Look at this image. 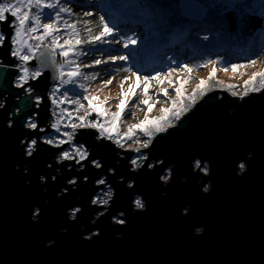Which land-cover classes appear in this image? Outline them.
<instances>
[{
    "label": "water",
    "instance_id": "95a60500",
    "mask_svg": "<svg viewBox=\"0 0 264 264\" xmlns=\"http://www.w3.org/2000/svg\"><path fill=\"white\" fill-rule=\"evenodd\" d=\"M218 1L233 9L244 0ZM177 7L193 22L209 11L199 0ZM0 31L13 30L0 22ZM13 48L0 46V264H264V88L241 98L204 93L140 149L147 159L136 169L133 150L93 128H77L74 137L85 161H59L67 144L49 145L41 138L47 130L25 127L27 117L50 127L56 57L55 64L39 55L27 63L42 75L24 93L13 84ZM35 97L42 98L37 107ZM31 139L37 144L29 156ZM100 179L112 190L107 206L92 203ZM73 208L80 209L75 217Z\"/></svg>",
    "mask_w": 264,
    "mask_h": 264
},
{
    "label": "trees",
    "instance_id": "16d2710c",
    "mask_svg": "<svg viewBox=\"0 0 264 264\" xmlns=\"http://www.w3.org/2000/svg\"><path fill=\"white\" fill-rule=\"evenodd\" d=\"M199 1L208 6L209 11L206 17L196 22L180 16L178 0H60V5L72 13L85 14L84 18L101 20L103 17L104 22L113 28L112 35L105 37L104 41L77 46V52L82 51L84 55H72L76 62L91 65L85 69L95 72L109 67V71L115 73L117 69L114 68L124 67L138 74L154 76L166 67H180L185 59L199 55L210 58L209 62L218 61L224 65L250 64L261 55L264 5L260 0H244L233 9L221 5L218 0ZM72 13L67 16L77 23L78 18ZM42 22L49 21L43 19ZM90 25H75V32L81 40L87 41L98 35L95 28V31L89 29ZM68 31L71 30L61 29V41L68 38ZM128 36H133L137 43L125 49L122 37ZM122 55L128 59L109 60L111 56ZM96 59L105 63L95 65ZM56 61L57 64L64 61L58 52Z\"/></svg>",
    "mask_w": 264,
    "mask_h": 264
},
{
    "label": "snow or ice",
    "instance_id": "6c2138e0",
    "mask_svg": "<svg viewBox=\"0 0 264 264\" xmlns=\"http://www.w3.org/2000/svg\"><path fill=\"white\" fill-rule=\"evenodd\" d=\"M45 9H51L52 12L45 13ZM64 12H70L69 8L62 7L60 5V0H0V22H7V26L11 28L12 34L11 36H6L3 31H0V46H4L6 41L14 46L11 51V56L17 57L21 62H23L22 66L19 67V71L22 73L18 76V86L23 87L25 82L31 78L36 79L42 75L40 70L31 71L29 67H27V63L39 55L42 64H55V57L58 54L64 58V61L59 65H56L59 80V85L53 89L51 93V102L54 105H60L64 103H71L77 106V111L85 108L84 104L77 100H70L68 98L67 92H64L59 97H57V93L59 92L60 87H63L66 84L75 83V79L81 76V65L76 64L75 62L68 59L70 54L72 55H84L85 53L77 52V46L82 44H96L97 42L104 41V38L112 35L113 28H110L107 23L104 22V18L101 17L102 30L99 35L92 36L89 40H81L79 38L78 33L75 32V25L69 24L66 21H62L61 14ZM11 19H10V18ZM43 19H48V23H43ZM61 26L66 30H71L66 32L68 38L63 40L61 43V36L59 35L61 31ZM42 29V32H41ZM50 38V40L48 39ZM123 46L127 49L130 45H135L137 40L133 36H128L123 38ZM67 46V47H65ZM127 56H111L109 57L110 61H124L127 60ZM101 63H105L100 59H96L94 61L95 65H100ZM211 63V62H209ZM251 64H255V60L250 61ZM65 65L68 66V70H65ZM85 67H91V65H87ZM184 70H187L191 73V68L185 64L182 66ZM244 65L232 64L231 69L233 72H236ZM130 71V69H128ZM170 70L168 76L171 75ZM215 68H213L212 73L209 74V79H211L212 75L215 74ZM227 71V68L224 69ZM133 75H136L133 73ZM257 77H259V87L256 86ZM95 79V77H91ZM84 79H89V77L85 76ZM125 80L128 77L124 78ZM167 79V76L162 77L161 73L157 72L154 76H144L142 79L140 76H136V80L143 84V94L145 96L148 95V85L151 81L155 80L158 83H163L164 80ZM170 88L175 92L176 98L172 99L169 97V89L161 88L160 91L156 94L157 101L160 99L161 94L163 97L169 98L171 101L170 107H161L160 112L162 115L149 118L146 114L144 119L141 120L137 124H132L128 126V129L123 134L119 131L118 121H120L122 115L126 111L127 103L136 96V92L134 88H129V92L127 95V99H121L119 104L117 105L118 111L111 113V119H106L103 123H99V116H108L109 114L105 112L99 104H93V100L98 99V97L84 95L83 100L87 101V108L85 109V114L83 116L77 117L80 121L79 124H70L69 127L72 129L71 132L64 131L62 136L64 138L59 139H47L44 141L49 145L55 144L57 147L63 144H71L73 140V134L77 128H94L99 129L101 137H107V139H113V133H115L118 144L123 146V141L132 139L137 135V132L142 133L147 139L140 141L136 140L135 143L137 147L135 148L136 152H139L141 148H148L151 143L152 137L154 133H160L166 131V125H171V119L179 120L182 113L188 111V106L184 104V93L182 91V83L178 80L174 81L172 79L167 80ZM112 81L108 80L105 84H111ZM177 83H180V86H175ZM222 83V82H221ZM249 85L251 87L249 88ZM245 91L243 95H247L248 91L257 92L264 88V71L261 72H253L251 77L248 80L244 81ZM206 87V81L200 80L199 84L196 85V88L192 91L188 99L195 103L197 92L200 95L204 94V90ZM235 85H228L229 89L234 88ZM80 88H84V85L81 84ZM121 88L123 89V82L121 83ZM29 93L31 89H28ZM233 95H237V93L233 92ZM42 98L37 97V103L41 101ZM167 102V101H166ZM140 106H147L149 112H151L154 107L153 104L149 103V99H143L139 101ZM92 113H97V120H89L88 116ZM67 115L68 118H71V113L67 108L63 109L60 115L57 117L56 121L51 124V128L55 129L57 133H60V125L64 119V116ZM28 127L31 129H37V124L35 122H30ZM40 131H44L40 129ZM37 141L35 139L31 140L27 145L29 156L32 155V151L34 150ZM131 148L132 146L129 145ZM88 157V152L82 147H77L75 145H71V151L65 150L61 153V160H76V163H80L85 161ZM147 158L144 156H138L131 160V164L133 166L139 167L138 161L146 160ZM92 163L97 167H101V165L92 161ZM148 167H153V165L149 164ZM195 167L200 169L201 171L207 173V166H201V162L197 160L195 162ZM244 164L240 165L241 170L244 169ZM170 175V173H169ZM43 179V178H42ZM162 179L167 180L168 176L162 177ZM70 183H75V181H70ZM106 182L104 179H100L97 181L98 185H104ZM106 197V198H105ZM112 197L111 189L104 192L103 195L98 196L92 200L93 204L99 205H108L109 200ZM135 206L137 208H143V202L140 198H137L135 201ZM80 209L76 208L72 210V215L75 217V214L79 212ZM118 223L123 224V220H119Z\"/></svg>",
    "mask_w": 264,
    "mask_h": 264
},
{
    "label": "rangeland",
    "instance_id": "374dc122",
    "mask_svg": "<svg viewBox=\"0 0 264 264\" xmlns=\"http://www.w3.org/2000/svg\"><path fill=\"white\" fill-rule=\"evenodd\" d=\"M260 3L264 5V0H260ZM72 10L70 12H64L61 14L62 16V21H66L69 24H79V23H90V28L92 31L97 30L96 33L99 35L100 31L102 30V24L101 20L99 18H84L85 14H81L80 12H73L72 15L76 16L78 19L77 23L74 22V20L70 19L68 15H71ZM84 18V19H83ZM47 23V22H46ZM95 28V29H94ZM61 29L63 27L61 26ZM89 31V30H88ZM64 40V39H63ZM63 40L60 41L63 43ZM261 55L257 57L255 60L256 63L253 64H244V67H241L238 69L236 72H233L231 69V65H224L222 64L223 62L219 63L218 61H214L209 63L208 59L204 55H199L193 58H188L183 61V63L180 65V67L177 68H169L166 67V70L161 72L162 77L167 76V79L164 80V82L158 83L157 81L153 80L150 82L148 85V95L145 96L143 94V84L138 82L136 80V76H140L141 79L146 76L144 74H138L136 71L131 69L130 71L127 68H114L117 69L115 73L110 72L109 70L111 68L107 67V70L103 71H92L85 69L87 65L86 63L82 62H76L75 59L73 58L72 54L68 57L69 60L75 62L76 64L81 65V76L74 78L75 83L72 84H66L63 87H60L59 92L57 94V97H59L61 94L64 92H67L68 98L70 100H77L79 99L81 103L84 104L85 108L80 109L77 111V106L75 104L71 103H64L60 104L59 106L63 107L64 109L67 108L68 111L71 112L75 122L77 124L80 123V121L77 119L79 116H83L85 114V109L87 108V101L83 100L84 95H90V96H95L98 97V99L93 100V104H99L101 108L107 112L109 115L108 116H99L98 122L103 123L106 119H111V113L118 111L117 105L119 104L121 99H127V95L129 92V88H134L136 92V96L133 97L128 103H127V108L124 114L122 115L120 121H118L119 125V131L121 134L127 131L128 126L132 124H137L141 120L144 119L145 115L147 114L149 118L157 117L162 115L160 112L161 107H170L171 106V101L167 97H163L161 94L160 99L157 101L156 94L160 91L161 88H168L169 89V97L172 99L176 98L175 92L170 88L167 80L172 79L174 81H179L182 83V91L184 93V104L188 106V110H190L195 103H192L189 99L188 96L192 93V91L196 88V85L199 84L200 80H205L206 81V87L204 90V93L210 92L212 90H225L232 96H238V98H241L245 95H243L245 91V86H244V81L248 80L249 77H251L253 72H261L264 71V40L261 43ZM61 61L60 63H62ZM58 63L57 65H59ZM187 64L191 68V73H189L187 70L183 69V65ZM213 68H215V74L212 75L211 79H209V74L212 73ZM227 68V71H224V69ZM171 75L168 76V73L170 70ZM65 70H68V66L65 65ZM102 73H107V74H102ZM135 73L136 75H133ZM87 76L89 79H84V77ZM95 77V79H92L91 77ZM128 77L127 80L124 78ZM259 77H257V82L256 86L259 87ZM111 80V84H105L106 81ZM123 82V89L121 88V83ZM222 82V83H221ZM180 83H177L175 86H180ZM83 84L84 88H80V85ZM59 85V80L56 82V87ZM228 85H235L234 88L229 89ZM251 85H249V88ZM233 92L237 93V95H233ZM252 91H248L250 93ZM202 95L197 92V97L196 101L201 97ZM149 99V103L153 104L154 107L152 108L151 112H149L147 106H140L139 101L143 99ZM167 101V102H166ZM195 101V102H196ZM186 112L182 113L180 118L185 115ZM97 113H92L91 115L88 116L89 120H97ZM179 118V119H180ZM178 120L171 119V125L168 126L166 125V129L175 125ZM94 129V128H93ZM97 131V136L98 138H102L100 136L99 129H95ZM156 133H154L155 135ZM153 135V137H154ZM104 138L107 139L105 136ZM147 139L146 136H144L142 133L137 132V135L134 136L132 139L125 140L123 141V146L121 144H118L116 142L117 137L115 133H113V139L111 141L115 143L117 147H119L121 150H133V155L130 159L131 160L134 158H137L138 156H144L145 153L140 150L139 152L135 151V148L137 147L135 141L140 140L143 141ZM109 140V139H108ZM30 143V142H29ZM129 145L132 147L130 148ZM144 149V148H141ZM139 165L143 163V161H138ZM132 168L136 169L138 167L133 166ZM169 170L167 169L166 172L162 175L168 176ZM164 180V179H163ZM103 189L98 191L97 194L93 197L96 198L98 196L103 195L104 192L108 191L111 189L108 187V185L104 184ZM112 193V190H111ZM106 198V197H105ZM139 198L135 197L134 201ZM92 199V200H93ZM141 199V198H140ZM142 200V199H141ZM135 204V203H134ZM107 206V205H103ZM136 207V206H135ZM76 209V208H73ZM71 209V216L72 215V210ZM115 220L119 221L117 217L114 218Z\"/></svg>",
    "mask_w": 264,
    "mask_h": 264
},
{
    "label": "built area",
    "instance_id": "2783aa9c",
    "mask_svg": "<svg viewBox=\"0 0 264 264\" xmlns=\"http://www.w3.org/2000/svg\"><path fill=\"white\" fill-rule=\"evenodd\" d=\"M16 59V65H15V69H18L17 71H19V67L22 66L23 62H21L17 57H15ZM57 62V61H56ZM56 88V83L51 85L49 87V90H48V97H49V100H50V106H49V113L51 114V119L48 120V124L49 126L51 127V124L54 123L57 119V117L60 115L61 111L63 110V108H61L59 105H54L52 104L51 102V93L53 91V89ZM70 112V111H69ZM71 113V112H70ZM77 124L71 114V118L69 119L67 115L64 116V119L60 125V133H57L55 129H52L53 132L56 134V135H60L61 138H64L66 139L65 137L62 136V133L64 131H69L71 132L72 129L69 127L70 124ZM77 132V129L75 130L74 134H73V140L71 141V144H67L68 148L70 149L71 151V145H75L77 147H80L82 146L85 150L86 148L84 147V145L82 143H77L75 140H74V137H75V133Z\"/></svg>",
    "mask_w": 264,
    "mask_h": 264
},
{
    "label": "flooded vegetation",
    "instance_id": "af4514ba",
    "mask_svg": "<svg viewBox=\"0 0 264 264\" xmlns=\"http://www.w3.org/2000/svg\"><path fill=\"white\" fill-rule=\"evenodd\" d=\"M36 70H38V69H37V68H33L31 71H36ZM31 71H30V72H31ZM21 74H22V73H21L20 71H17V75L15 76V79H14L13 84H14L15 87H17V88H21V89L23 90L24 93H28V92H29L28 89H30V87H29L28 85H26V82L29 81V79H31V78H29V79L25 82V84H24L23 87H19V86H18V83H19V81H18V76L21 75ZM3 97H4V96H3ZM34 102H35V103H34V106L37 107V105H38V103H37V97L34 98ZM30 122H35V123L37 124V128H38V129H43L44 132H45V130H47L45 133H43V134L41 135V138H42L43 141H46V140L49 139V138L54 139V140L61 138L60 135H56V134L53 132V130H52L51 127H49V129H46V124L39 125V124L33 119V117H27V119H26V123H25V127H26V128H29V127H28V124H29ZM30 129H31V128H30ZM45 138H46V139H45ZM31 140H33V139H31ZM31 140H29V142H30ZM29 142H28V144H29ZM28 144H27V145H28ZM53 146H56V145L53 144ZM25 149H26V153H27V152H28V147L26 146ZM65 150H69V151H70V149L68 148V146L66 147ZM65 150H64V151H65ZM61 153H62V152H61ZM61 153L57 156V159H58L59 161L61 160V159H60ZM98 215H99V214H98Z\"/></svg>",
    "mask_w": 264,
    "mask_h": 264
}]
</instances>
